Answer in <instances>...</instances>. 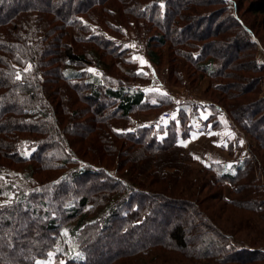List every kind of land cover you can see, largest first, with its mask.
<instances>
[{
	"label": "trees",
	"instance_id": "16d2710c",
	"mask_svg": "<svg viewBox=\"0 0 264 264\" xmlns=\"http://www.w3.org/2000/svg\"><path fill=\"white\" fill-rule=\"evenodd\" d=\"M262 1L248 13L245 0H0V264H264L234 234L245 218L264 225V34L249 18ZM125 30L166 92L207 80L203 102L172 109L129 87L145 79ZM217 115L253 140L228 143L241 151L228 171L193 166L180 143L223 128Z\"/></svg>",
	"mask_w": 264,
	"mask_h": 264
},
{
	"label": "rangeland",
	"instance_id": "374dc122",
	"mask_svg": "<svg viewBox=\"0 0 264 264\" xmlns=\"http://www.w3.org/2000/svg\"><path fill=\"white\" fill-rule=\"evenodd\" d=\"M263 3L262 0H245V4H244V8L247 9V12L249 13L250 9H251V6L252 5H256L258 6V9L257 10H260L262 9V7L260 6V4ZM252 4V5H250ZM249 18L251 20H255L257 21L260 26L262 27L261 30H262V33L264 34V13H256V12H253L251 11L250 14H249ZM197 29L196 27H193V30ZM200 30H203L202 27H200ZM204 31V30H203ZM133 32L132 31H128V30H125V39H126V44L127 46L131 47L132 49L135 50V53L136 54H133L132 55V59L134 61V63L136 64L137 66V71L141 74H143L144 76V79L145 81L144 82H141L139 83L138 81V84L139 86H141L142 88L144 89H149V86L150 84H152V87L149 89V91H146L151 97H157V96H161V97H166V72L164 73H161V72H158L156 71L152 65L148 62V60L146 59V57L140 52H138V50L136 49V46L135 43H133ZM218 53L220 54V56H222L223 58H227V59H231L232 57L230 56V54H228V56L223 53V48L222 49H219L218 50ZM262 61L264 62V55H262ZM155 78V82L153 81V79ZM135 82V83H137ZM131 83H128V86L130 87L131 86ZM147 89V90H148ZM182 89H186V87H183V88H180V87H172L170 88V90H174V91H180ZM264 91V90H263ZM153 99V98H152ZM169 111V110H167ZM166 112V111H165ZM209 110L206 109V113L202 114V117H204L205 119L209 118L210 114H209ZM164 113V112H163ZM137 117H142V121H146V122H149L151 117L150 116H144V115H138ZM222 123L224 126L228 127L230 132H231V141L234 142H237L238 141V144L243 146L244 147V150L247 151V147H248V142H252L253 140L249 139L247 136H245V138H242V136L240 135V137L238 136V134L235 132V130H233L229 124H228V120L220 115H217L216 116ZM216 118V119H217ZM148 120V121H147ZM169 120H163L162 122L159 121V125H166V123L168 122ZM137 122H141L139 120H137ZM141 123H145V122H141ZM166 133V132H165ZM235 145V143H234ZM243 149V148H242ZM232 155L233 156H236L234 158V161H230L228 163V161L226 162H223V163H219V164H213L214 167H216L217 169L220 168V169H223V171L225 170H229V169H232L233 166L236 165L237 161L241 158L240 155H241V151L238 149V147H233L232 150ZM233 162V163H232ZM232 163V164H231ZM193 166H194V163H193ZM211 166V165H210ZM256 182H254L255 184H259L260 186H263L264 185V171L260 168H256ZM264 188V186H263ZM212 198L210 199V202L212 204H216V205H219V203H221V199L219 198L217 201H212ZM12 200L11 196H7L6 198H4V200L2 202H10ZM159 200H154L153 202H157ZM178 209V208H177ZM227 217V216H226ZM232 219L234 217H231ZM260 218V217H258ZM225 222H222L220 219V222L222 224V226L224 227H228L229 228V220L224 218ZM231 219V220H232ZM240 220V217H235V221H239ZM260 219H257V220H250L248 218H245V221H247V224H246V228L245 230H243L242 233L240 234H237V231L234 232V228L232 227L233 229V232L234 234L236 235L237 238H241L242 236V240L243 241H246V242H249L252 246H255V247H264V244H261V243H258L257 241L260 242V240H262V235L261 234H264V225L262 224V222L260 221ZM233 221V220H232ZM232 221H231V226H232ZM192 224V223H191ZM191 224H189L187 227H190L191 228ZM193 230V229H192ZM191 229L188 230V236H190L189 238V241H194L193 239V236H194V232L192 231ZM73 241V238L70 236V234L66 235V238L64 239V242L62 244L61 247H59V250L61 249H67V247H69V245H71ZM67 245V246H66ZM166 256V253L163 254V257ZM185 255H180L179 254V258H182L181 260L178 259L175 255H172L171 258L170 256L169 257H165L164 259V263L165 264H219V263H216V262H211V261H205V260H201V259H198V258H189V257H184ZM263 262H252V263H247V264H262ZM39 264H61V261H59L56 257H50L46 260H41L39 261ZM225 264H239V263H225Z\"/></svg>",
	"mask_w": 264,
	"mask_h": 264
},
{
	"label": "crops",
	"instance_id": "0c3cea01",
	"mask_svg": "<svg viewBox=\"0 0 264 264\" xmlns=\"http://www.w3.org/2000/svg\"><path fill=\"white\" fill-rule=\"evenodd\" d=\"M206 83L207 80H204L202 87L195 89L199 97H201L200 93L206 87ZM137 85L139 88H141L138 82ZM151 87L152 84H150L149 89ZM142 89L145 91H149L148 88V90L144 88ZM169 91L170 89H168L166 94H168ZM209 114L211 115V111L209 112ZM136 120L142 121V117H136ZM148 120H150L149 122H151L152 118ZM231 136L232 135L228 127L224 126L220 130H217L211 128L210 123L205 130L192 131L190 133L189 138L185 140L180 139V143L186 148V151L193 157L194 166L204 168L213 164H219L226 161H228L229 163L230 161H234V158L236 156H233L227 148L228 143L231 141Z\"/></svg>",
	"mask_w": 264,
	"mask_h": 264
},
{
	"label": "built area",
	"instance_id": "2783aa9c",
	"mask_svg": "<svg viewBox=\"0 0 264 264\" xmlns=\"http://www.w3.org/2000/svg\"><path fill=\"white\" fill-rule=\"evenodd\" d=\"M130 87L134 90L139 89L137 83H135V82H132ZM168 96L170 98H172L174 101L172 109H177L178 106L180 105V103L186 102V101L198 103V104L203 102V100L198 96L195 89H190L189 87H186V89H182L180 91L170 90L168 92ZM174 111L175 110H170V111L164 112L161 116L162 120L170 119ZM228 121H229L228 122L229 126L233 130H235V132L238 134V136L240 137V135H241L242 138H245L243 132L231 120H228Z\"/></svg>",
	"mask_w": 264,
	"mask_h": 264
}]
</instances>
